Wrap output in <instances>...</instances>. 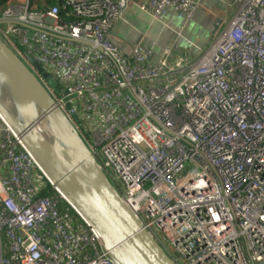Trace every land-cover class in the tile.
<instances>
[{
  "label": "built area",
  "instance_id": "built-area-1",
  "mask_svg": "<svg viewBox=\"0 0 264 264\" xmlns=\"http://www.w3.org/2000/svg\"><path fill=\"white\" fill-rule=\"evenodd\" d=\"M39 1L0 6V40L142 226L179 264H264V0H228L235 12L208 45L156 60L155 42H112L130 0ZM200 1L138 6L156 20L170 9L181 36ZM66 206L0 116V264H115Z\"/></svg>",
  "mask_w": 264,
  "mask_h": 264
},
{
  "label": "water",
  "instance_id": "water-1",
  "mask_svg": "<svg viewBox=\"0 0 264 264\" xmlns=\"http://www.w3.org/2000/svg\"><path fill=\"white\" fill-rule=\"evenodd\" d=\"M42 76L55 87L46 72ZM0 116L115 264H179L142 226L56 102L1 40Z\"/></svg>",
  "mask_w": 264,
  "mask_h": 264
},
{
  "label": "crops",
  "instance_id": "crops-1",
  "mask_svg": "<svg viewBox=\"0 0 264 264\" xmlns=\"http://www.w3.org/2000/svg\"><path fill=\"white\" fill-rule=\"evenodd\" d=\"M148 1L130 0L110 35L112 42L125 53H129L136 45H151V42H155L154 60L166 46H177L184 51L190 44L197 47L208 45L223 20H229L235 12V8L227 6L228 0H201L192 20L181 30L179 36L177 31L180 30L181 20L170 9L161 20L153 19L138 6Z\"/></svg>",
  "mask_w": 264,
  "mask_h": 264
},
{
  "label": "trees",
  "instance_id": "trees-1",
  "mask_svg": "<svg viewBox=\"0 0 264 264\" xmlns=\"http://www.w3.org/2000/svg\"><path fill=\"white\" fill-rule=\"evenodd\" d=\"M7 0H0V6H2L3 4H5ZM39 1L38 4H37V7L38 9H44V8H47L49 6H52L54 5L55 3H57V1L55 0H46L45 2H41ZM66 209L74 216L76 217V214L75 212L69 207V206H66Z\"/></svg>",
  "mask_w": 264,
  "mask_h": 264
},
{
  "label": "rangeland",
  "instance_id": "rangeland-1",
  "mask_svg": "<svg viewBox=\"0 0 264 264\" xmlns=\"http://www.w3.org/2000/svg\"><path fill=\"white\" fill-rule=\"evenodd\" d=\"M232 8V7H231Z\"/></svg>",
  "mask_w": 264,
  "mask_h": 264
}]
</instances>
